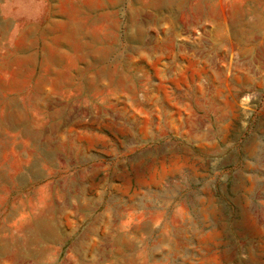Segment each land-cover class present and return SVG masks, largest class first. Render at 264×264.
Here are the masks:
<instances>
[{
    "label": "rangeland",
    "instance_id": "374dc122",
    "mask_svg": "<svg viewBox=\"0 0 264 264\" xmlns=\"http://www.w3.org/2000/svg\"><path fill=\"white\" fill-rule=\"evenodd\" d=\"M0 264H264V0H0Z\"/></svg>",
    "mask_w": 264,
    "mask_h": 264
}]
</instances>
